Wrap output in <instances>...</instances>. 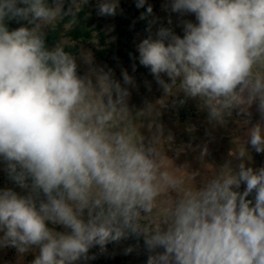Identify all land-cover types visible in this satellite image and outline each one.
<instances>
[{
    "label": "clouds",
    "instance_id": "obj_1",
    "mask_svg": "<svg viewBox=\"0 0 264 264\" xmlns=\"http://www.w3.org/2000/svg\"><path fill=\"white\" fill-rule=\"evenodd\" d=\"M87 2L71 0L65 11L64 0H0V158L9 177L29 189L23 196L0 190V248L37 249L32 264H78L92 247L103 251L134 234L144 238L147 264H264V167L246 166L245 144L230 153L235 169L226 163L209 171L198 188L199 173L164 154L154 120L148 128L155 124L156 133L145 144L136 121L158 116L156 106L134 116L128 89L110 71L78 76L62 43L45 46L44 29L66 16L75 25ZM145 4L136 0L137 8ZM118 7L119 0H99L98 14L114 16ZM168 7L197 22L184 23L182 38L161 27L138 45L139 63L165 96L178 89L199 98L209 121L220 124L234 109L250 115L255 103L264 120V0H171ZM152 14L149 5L141 19ZM6 18L30 27L9 31ZM122 76L134 84L127 71ZM247 137L264 153V123Z\"/></svg>",
    "mask_w": 264,
    "mask_h": 264
},
{
    "label": "rangeland",
    "instance_id": "obj_2",
    "mask_svg": "<svg viewBox=\"0 0 264 264\" xmlns=\"http://www.w3.org/2000/svg\"><path fill=\"white\" fill-rule=\"evenodd\" d=\"M71 0H64V6ZM171 0H146L143 8L136 7V0H119V7L114 16H101L98 14L97 5L99 0H88L83 5L88 16L94 19V28L101 26V31L108 36L105 45L100 44V39L96 37L91 42H72L69 39H63L62 44L66 46H78L80 53L74 56L77 64L78 76H89L92 70L103 69L104 72H111L112 79L119 82L122 87H126L130 93L127 98L129 109L133 115L144 110L147 105L156 106L159 112L158 116L142 117L136 121L140 125L141 135L145 138V144H149L152 136L156 133L155 124L162 126L161 142L164 154L173 161L177 168L186 167L189 173L198 172L194 183L199 188L204 179L213 169L219 170L226 163H230L235 169L239 163L230 153L236 151L241 143L245 144L250 155L251 161H245L246 166L259 169L264 167V153H257L247 144V130L256 123H264L257 105L254 103L249 108L250 115L238 114L239 110L234 109L231 117L225 118V123L220 124L215 121H209L207 109L201 106L199 98L187 97L183 91L174 89L173 93L165 96L163 87L157 82L154 75L148 67L143 65H134L129 57L119 56L117 52L122 50L118 43V36L115 35L116 20L118 17L129 13L131 19L130 31L133 32L135 42V54L139 55L138 45L149 35L156 39V33L161 28H169L181 38L184 35V23L187 21L196 23L195 15L191 13L180 14L172 12L170 7ZM153 8L152 16L141 19V14L146 12L147 7ZM144 20V27L138 30V25ZM150 21L151 32L148 31ZM16 30V29H15ZM49 28L44 29L46 33ZM103 52V53H102ZM124 53V51H123ZM132 54H130V57ZM90 59V63L87 59ZM127 71L134 80V84L125 85L122 73ZM95 83V77H91ZM162 79L166 83H171L170 79L162 74ZM163 101L161 104L160 102ZM155 121L153 128H148L149 123ZM249 123H245V121ZM171 136L169 141L167 138ZM207 148V154L201 159V153ZM169 160V170H173L172 161ZM185 175V173H178ZM31 184L29 181H27ZM241 185L240 190L245 189ZM6 188H15L19 195H27L29 189L21 188L8 175L6 163L0 158V190ZM253 200H254V193ZM40 199H44L41 194ZM48 227L56 231H65L61 225L48 223ZM2 235V234H0ZM134 234H129L126 239L119 242H111L106 245L105 250L99 246H94L89 250L88 260H81L78 264H147L149 252L146 246L135 245L136 238ZM131 248L132 251H126ZM38 254L37 249L30 250L25 254H19L15 248H0V264H32ZM94 257V258H92Z\"/></svg>",
    "mask_w": 264,
    "mask_h": 264
},
{
    "label": "trees",
    "instance_id": "obj_3",
    "mask_svg": "<svg viewBox=\"0 0 264 264\" xmlns=\"http://www.w3.org/2000/svg\"><path fill=\"white\" fill-rule=\"evenodd\" d=\"M47 3L51 6L53 4V0H47ZM22 6V5H20ZM69 8V2L65 4L64 10L67 11ZM71 16H66L55 29L49 28V30L45 33V46L48 49L55 47L57 44L62 43L63 39H69L72 42H91L95 39L96 33L98 38L100 39V44L105 45L106 40L108 38L105 32L101 31V26H96L94 28V19L85 12L84 9L80 10L76 15L77 23L73 26L68 25ZM146 19V18H145ZM144 19V20H145ZM144 20L138 25V30L144 27ZM5 24L9 31H13L20 27H30L26 20L22 19H7L5 20ZM131 25V19L129 18V13H125L123 16H120L116 20L115 27V35L118 36V43L121 45L122 50L117 52V55L125 57H129L130 61L134 65H141L139 63V55L134 53L135 42L133 37V32L130 31L129 27ZM66 52H69L73 56H78L80 53L78 46H66L64 47ZM124 51V53H123ZM103 53V52H102ZM130 54L132 56L130 57ZM28 181L31 183V179ZM15 192L17 190L15 188H11ZM243 192L244 190H240ZM42 194V193H41ZM43 195V194H42ZM248 199L253 200V195L250 194ZM135 245L144 246V238H136Z\"/></svg>",
    "mask_w": 264,
    "mask_h": 264
}]
</instances>
